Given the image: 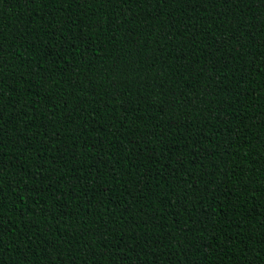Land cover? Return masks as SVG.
Instances as JSON below:
<instances>
[{"label": "trees", "instance_id": "16d2710c", "mask_svg": "<svg viewBox=\"0 0 264 264\" xmlns=\"http://www.w3.org/2000/svg\"><path fill=\"white\" fill-rule=\"evenodd\" d=\"M0 264H264V0H0Z\"/></svg>", "mask_w": 264, "mask_h": 264}]
</instances>
